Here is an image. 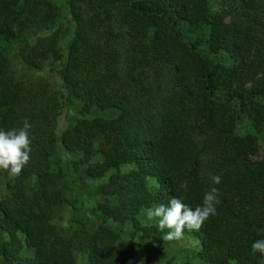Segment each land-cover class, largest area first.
<instances>
[{
    "label": "trees",
    "instance_id": "16d2710c",
    "mask_svg": "<svg viewBox=\"0 0 264 264\" xmlns=\"http://www.w3.org/2000/svg\"><path fill=\"white\" fill-rule=\"evenodd\" d=\"M64 1L65 13L57 0H0V129L19 128L25 118L32 124L30 162L13 179L25 187L33 177L38 194L24 208L0 197V264H75L76 252L89 264L151 263L158 227L136 252L125 247L114 256L103 238L116 247L118 232L106 223L144 230L142 207L176 196L194 209L213 186L217 214L198 231L184 230L199 241L197 256L205 264H259L251 245L264 238L257 234L264 229V156L257 157L264 0ZM44 27L51 36L21 55L34 67L51 57L59 88L16 78L5 54L27 31ZM71 98L94 115L58 131L54 118ZM57 148L63 157L54 169ZM124 165L132 167L123 172ZM110 169L97 186L105 196L103 225L90 230L80 222L60 232L44 205L50 209ZM20 233L35 243L32 255L21 253Z\"/></svg>",
    "mask_w": 264,
    "mask_h": 264
},
{
    "label": "rangeland",
    "instance_id": "374dc122",
    "mask_svg": "<svg viewBox=\"0 0 264 264\" xmlns=\"http://www.w3.org/2000/svg\"><path fill=\"white\" fill-rule=\"evenodd\" d=\"M60 5L62 13L66 12V3L64 0H57ZM58 9V8H57ZM65 18L63 19V23ZM65 25V23H64ZM68 26V24H67ZM58 24H55L53 28H58ZM52 28V29H53ZM63 27H60L62 30ZM49 28H35L27 31L24 34V38L19 42H13L9 45L5 54L9 59L11 69L14 75L18 79L25 80H39L48 81L55 88L60 87V79L58 78L55 70L56 65L53 63L52 58L48 57L42 65L39 67H34L23 61L22 52L29 50L34 44L40 42L51 36V31ZM36 62H39L36 59ZM82 102L79 99L71 98L66 101L65 107L62 108L59 115L55 116L53 122V128L60 131L64 128L72 126L76 120L82 116H92L84 110L82 114ZM98 115L104 117H110L112 112L109 111H98ZM59 142H56L58 145ZM57 153L54 155L53 168L58 169L59 165L55 158L60 157L62 159V152L56 149ZM57 154V155H56ZM74 158L78 157L76 154L72 155ZM264 156V134L259 136L258 143V154L257 157L261 158ZM71 157V156H70ZM71 160V158H70ZM55 162V163H54ZM131 165H124L121 171H127L131 169ZM114 169L108 170L103 178H87L86 186L83 185L82 190L72 189V191H66L64 197L61 201L57 202L50 209V213L46 215L49 217V221L57 227L60 232L69 230L72 226L74 228L78 227L80 222H84L86 227L90 230H98L99 225L102 224L101 215V205L105 202L104 194L98 189L97 186L107 179V176L111 175ZM150 185H155V180H149ZM36 181L33 177H29L27 185L21 187L18 182H16L12 177H9L5 170L0 169V197L6 200H13L16 202L20 208H24L30 205H35L38 194L36 193ZM50 193V192H48ZM147 207H142L138 212L139 223L143 229L134 228L130 222L120 224L117 221L109 220L106 224L114 230L115 233L118 232V237L114 241L116 247H111L110 240H108L107 235L104 234L105 246H109L107 250L114 256L118 254V250H122L125 247L129 249L130 252L134 253L137 251V245L141 242L140 238L144 236V241L149 240V236L146 234L150 232L152 227H157V220H149L147 218ZM45 213V211H44ZM103 225V224H102ZM159 229V228H158ZM121 230V231H119ZM160 231V230H159ZM167 231V230H165ZM163 233L160 231L157 246L159 247L158 260L148 263L144 257L134 264H205L197 256V251L200 248L199 241L192 235L184 233V237L181 240L174 241H164L162 239ZM6 236L2 230H0V238ZM20 238L22 240L21 253L23 255H32L35 247V243L32 241H25L23 239V234L20 233ZM143 242V241H142ZM75 264H89L88 259L85 254L80 252L75 253ZM233 264V263H232Z\"/></svg>",
    "mask_w": 264,
    "mask_h": 264
},
{
    "label": "clouds",
    "instance_id": "9594fccd",
    "mask_svg": "<svg viewBox=\"0 0 264 264\" xmlns=\"http://www.w3.org/2000/svg\"><path fill=\"white\" fill-rule=\"evenodd\" d=\"M31 129L32 124L27 118L19 128L0 129V169L5 170L9 177L20 176L23 168L30 162ZM211 179L214 185L221 183L219 175H213ZM219 203L220 191L213 186L204 192L202 204L194 209L181 198L173 196L167 204H152L146 214L150 221L157 220V227L163 233L164 241H178L183 239L185 228L200 230L210 216L217 214L216 206ZM257 234L264 236V229H259ZM251 247L254 252L260 254L259 264H264V238L255 240Z\"/></svg>",
    "mask_w": 264,
    "mask_h": 264
}]
</instances>
